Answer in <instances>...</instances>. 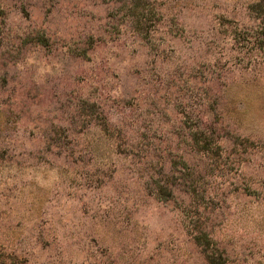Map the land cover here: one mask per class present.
Here are the masks:
<instances>
[{"label":"rangeland","instance_id":"374dc122","mask_svg":"<svg viewBox=\"0 0 264 264\" xmlns=\"http://www.w3.org/2000/svg\"><path fill=\"white\" fill-rule=\"evenodd\" d=\"M0 264H264V0H0Z\"/></svg>","mask_w":264,"mask_h":264}]
</instances>
